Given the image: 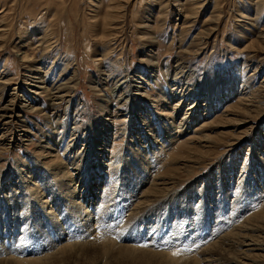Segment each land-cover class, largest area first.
<instances>
[{"label":"rangeland","instance_id":"obj_1","mask_svg":"<svg viewBox=\"0 0 264 264\" xmlns=\"http://www.w3.org/2000/svg\"><path fill=\"white\" fill-rule=\"evenodd\" d=\"M231 82L240 88L250 86L254 93L251 107L243 105L241 95H235L215 103L216 111L204 119H192L184 133L182 123L191 113L185 114L201 97L197 94L200 88L204 95L198 103L205 113L204 96ZM144 105H152L155 114L147 113L149 122L142 125L135 119ZM156 115L161 121H172L175 135L171 137L184 134L171 139L166 147L156 145V152L164 149L158 158L153 156L151 171L144 177V186L134 189L132 202H122L128 176L121 174L128 171L124 167L112 175L114 184L111 178L102 182V186L108 181L112 186L100 195L108 198V204L102 214L94 212L95 217L81 223L83 229L88 222L95 227L87 233L76 230L81 219L75 222L74 204L67 211L69 198L58 202V193L49 189L54 188L51 179L45 182V190L49 189V198L55 197L62 209L46 214L37 202L33 212L25 214L28 203L22 198L31 189L29 183H20L19 174L30 163H41L32 174L36 179L51 177L48 169L66 163L68 152L63 147L69 145L73 155L85 160L89 144L99 141L100 133L108 128L109 165L119 155L130 163V171L140 172L149 151L155 150L152 140L164 134ZM149 123L155 135L151 136ZM49 137L64 141L59 151L47 150ZM137 140L152 145L146 155L139 150V157L131 159L127 147ZM256 150L264 156V0H0V203L20 195V201L14 200L0 211V226L2 217L8 216L6 236L0 228V247L7 245L12 251L0 254V264L46 258L49 264H165L171 253L181 257L172 264H264V188L257 191L255 185L256 176L262 179L264 175L260 169H250L252 162L257 164ZM85 164L82 171L88 168ZM223 174L228 180L223 181ZM156 182L167 184L160 186L165 193L143 203ZM183 194L187 200L182 199ZM177 199L189 205L185 216L174 207ZM139 200L148 207L144 215L123 223L133 216ZM220 207L234 209V215L228 212L219 218ZM170 209L172 216L165 217L169 221L160 218L157 224L158 218L148 219L168 214ZM61 210L63 216L57 218ZM42 216L47 228L42 225L39 231L36 223ZM50 217L64 228V222L75 226L63 232L57 224L53 228ZM102 222L114 227L105 230L106 237L117 244L100 242L93 249L90 242ZM245 226H250L245 232L248 243L237 245L242 238L236 233ZM43 233L62 236L43 244ZM225 236L233 237L235 243H222ZM66 244L74 245L72 252L61 254ZM132 247L139 251L131 253Z\"/></svg>","mask_w":264,"mask_h":264},{"label":"bare ground","instance_id":"obj_2","mask_svg":"<svg viewBox=\"0 0 264 264\" xmlns=\"http://www.w3.org/2000/svg\"><path fill=\"white\" fill-rule=\"evenodd\" d=\"M115 1V0H114ZM117 1V0H116ZM108 17H111L110 15H108ZM229 81V80H228ZM236 84L235 83H233V82H231V83H226V86L223 88V90H218V91H216V92H214L215 94H207L206 96H204V98H206V100H207V107H205V110H204V112L205 113H203V111H202V105L200 104V103H198V99L199 98H202V95H204V90H203V88L201 87L200 88V90L197 92V94H199V95H201V97H199V98H197L196 100H194L192 103H191V108L189 109L190 110V112H189V110H188V112H186V114H185V116H188V114H190V116L188 117V118H184L186 121L184 122V123H182V126H184V128H183V131H184V133L189 129L187 126H189V125H187V124H189L190 123V121L192 120V119H196V120H200V119H204L203 117H206V116H208L209 115V112H212V111H216V108H218V104H221V103H223L226 99H230L231 97H234L235 95H241L240 97H243V98H241V102L243 103V105H246V106H248V108H250L251 107V103L250 102H252L253 101V99H254V93L250 90V86H248L247 84H245V85H243L241 88H240V86L239 87H236L235 86ZM42 88H44V87H42ZM216 89H218V88H216ZM215 96H217L216 97V100H214L213 98L215 97ZM166 98V97H165ZM182 101H183V99H182ZM181 101V102H182ZM202 102V101H201ZM198 103V104H197ZM215 103L217 104L216 106L217 107H215L214 105H215ZM201 106V107H200ZM132 112H133V110H131ZM214 111V112H215ZM250 110H248V112H249ZM213 112V113H214ZM247 112V113H248ZM147 113H149L150 115H154L155 113H154V110H153V108H152V105H144V106H142V107H139L138 108V110L136 111V114H139V116L137 117L138 119H135L136 121V123H141L142 125H143V123H145V122H149V121H147V116H146V114ZM212 114V113H211ZM160 116V115H159ZM156 117V120H159L161 123V127H159L160 129H162V133H163V131H164V134L163 135H160V136H157L156 138H154V140H152V141H154L155 143H154V148L156 147V145L158 144V148L160 147V145L161 146H164V147H166L168 144H169V142H170V140L172 139V141L173 140H175V138H177L178 136H181V135H183V134H178V135H176V137H171L172 135H170V134H172L173 132V130L171 129V127L172 126H174V125H172V121H170V119H168L167 117V119H165V121H161V119L156 115L155 116ZM163 117V116H162ZM161 117V118H162ZM173 117H171V119H172ZM200 118V119H199ZM155 119V118H154ZM174 119V118H173ZM172 119V120H173ZM241 123V122H240ZM149 125H150V127L148 126H146L148 129H149V132L151 133V136H152V134H154L155 135V128H153V126L151 125V123H149ZM172 125V126H171ZM187 125V126H186ZM241 125V124H240ZM181 126V127H182ZM132 127V126H131ZM139 127V126H138ZM180 127V128H181ZM178 127H176V129H177ZM127 129L128 128H125V129H123L124 130V132H126L127 131ZM139 129V128H138ZM157 129V128H156ZM175 130V129H174ZM178 130V129H177ZM147 131V130H146ZM159 131V130H158ZM106 132H108V128H106V130H105V132H103V133H100V136H99V141H92L90 144H89V152L88 153H86V155H85V160H83L82 158H81V160H80V158H78V157H76V155H73L74 153H71V151H69V145H67L66 147H63L62 148V151H64V152H68L67 154L68 155H66V163L63 165V166H60V167H52V169H48V174L50 173V175H51V177H49L48 175H45V176H39L38 177V179H36V177H34V176H32V174H33V171L35 170V169H37L38 167H39V165L41 164L39 161H37L36 163H33V164H29V167L28 168H26V170L25 171H22L19 175V180H20V183H23V184H25V183H29V188H28V190H30L31 192V194H27V195H25L24 196V198H22L23 200H26L25 202L26 203H28L27 205H25V206H27V212H25V214H27V213H29V214H31L32 212H33V210H32V208H35V207H33V205L34 204H36L37 202H39V203H42V208H43V210L46 212V214L47 213H52L51 211H55L54 213L56 214L57 212H58V210H60V209H62L61 208V206L59 207V204H57V202L55 201V197H51V199L49 198V195L47 194V192H49V189L51 190V191H53L54 192V194H55V191L58 193V195H59V198H58V202H59V200H63L64 198H69V203H68V205L66 206V209L67 208H69L70 207V204H74L73 205V208L76 210V211H74L75 213H73L71 210V213L75 216V218L74 219H76L75 220V222L77 221V220H79V219H81L80 220V224H78V228L76 229L79 233L81 232V233H87L88 231H91V229L92 228H95V227H93L91 224H89V222H88V224H86V226H87V229H83L82 228V224H84V223H87V221H89V220H91L92 219V217H95L96 215L94 214V212H99L100 214H102V212H103V210H104V206H106L107 204H108V198L106 199H101V197H100V195H102L103 194V191L105 192H108V191H111L112 190V186H108L107 184H108V182H106V183H104L103 184V186H102V182L104 181V180H107L108 178H111L112 177V175L113 174H115V172L118 170V169H122V168H126V170H128V171H125V173H123V171H121V174H122V176H124V175H128L127 176V180H125V182H124V186L123 187H126V190H127V193L129 194H127V193H125V198H123V200H122V202H123V204H127L129 201H131L132 202V199L134 198V197H132V196H134V189L135 188H138V187H140L141 188V186L143 185V183H144V177L148 174V173H150V171H151V169H150V167H151V165H153L154 163V161L152 162L151 160L153 159V156L155 157V158H158L159 157V155H160V153H162V151H163V149H164V147H161L160 149H158V151L156 152V148H155V150H150L149 152H150V154H147V158H148V160L147 161H145V163H140L141 164V171L140 172H136V173H134L135 171H130V169L128 168V167H130L129 165H130V163L128 162V161H124V160H122V156H117L118 158H116L117 159V161L115 162V163H113L112 165H109V164H111V163H108L107 162V160H108V158H107V156H108V145H109V139H108V136L106 135ZM148 132V133H149ZM160 132V131H159ZM126 134V133H125ZM177 134V133H176ZM145 135H149L150 136V134H147V133H145ZM144 135V136H145ZM175 134L173 133V136H174ZM143 136V135H142ZM141 137V136H140ZM139 137V138H140ZM138 138V139H139ZM145 138V137H144ZM151 138H153V137H151ZM134 139V138H133ZM135 139H136V137H135ZM134 139V140H135ZM141 139V138H140ZM48 140H49V143H48V148H47V150H53L54 151V148H55V151H59L60 149H59V147L64 143V141H62V139H61V141L63 142H59L58 140H54V138L53 137H49L48 138ZM73 141H74V139H73ZM133 141V140H132ZM144 141V140H143ZM143 141H139V140H137V141H135V142H133L132 144H130V147H127L128 148V150H127V154L129 155V157H131V159H134V158H138L139 157V150H142L143 151V153L146 155V152H145V150H147L152 144L150 143L148 146H146L145 145V142H143ZM95 143V144H94ZM147 143V142H146ZM162 143V144H161ZM168 143V144H167ZM73 145H74V143H73ZM76 145V144H75ZM257 145V144H256ZM72 146V145H71ZM101 148V149H98L97 150V148ZM138 148V149H137ZM257 148V147H256ZM59 149V150H58ZM71 149H72V147H71ZM151 149V148H150ZM73 150V149H72ZM73 152V151H72ZM148 152V153H149ZM141 154V153H140ZM144 155V156H145ZM254 160L257 162V164L255 165L253 162H252V164H251V166H250V169L252 168V169H254V168H257V169H260L261 171H262V173H263V175H264V156H262V154H258V150H256V151H254ZM81 157V156H80ZM113 158V157H112ZM146 158V157H145ZM143 159H144V157H143ZM110 160V159H109ZM112 160V159H111ZM86 162V164H87V166H88V168L90 169H88V168H86L85 170H83L82 171V167H83V165H84V163ZM86 164H85V166L84 167H87L86 166ZM115 164H116V166H115ZM131 164H132V162H131ZM233 164V163H232ZM33 166V169L32 170H30L29 168L30 167H32ZM132 166H135L134 164L132 165ZM38 169H40V168H38ZM69 169H71V171H73V173L72 172H70L69 171ZM84 169V168H83ZM140 169V168H139ZM136 170V169H135ZM42 173V172H41ZM74 173H76V174H74ZM132 173V174H131ZM260 173V172H259ZM106 174V175H105ZM111 175V176H110ZM223 176H224V174H223ZM222 176V177H223ZM261 177H262V175H261ZM114 178V177H113ZM113 178H111L112 179V184H114L116 181H115V179L116 178H114V180H113ZM207 179H209V178H211V176L210 177H208V175H207V177H206ZM229 178V177H228ZM228 178L226 179L225 178V176H224V178H223V181H225L224 179H226V180H228ZM35 179V180H34ZM49 179H51L52 181H55V183H53V187L54 188H49V189H47V191L45 190V188H46V185H48V184H46L45 185V182L47 181V180H49ZM64 179H67V181L66 180H64ZM31 180V181H30ZM232 180V179H231ZM115 181V182H114ZM206 181H208V180H206ZM114 182V183H113ZM229 182V181H228ZM16 184V183H15ZM170 184H173V183H171L170 182ZM169 184V185H170ZM164 186V185H167V184H163V183H158V182H156L155 184H153V186H151L150 188H149V190L147 191V195L145 196V197H143V199H142V202L143 203H145L146 204V202H151L152 200V198H154V196H156V194H163V192L164 191H161L162 189L160 188V186ZM225 185H227V183H225ZM255 185L257 186V188H256V190L258 191V189H260L262 186H263V188H264V178H258L257 176H256V183H255ZM30 186H33V187H30ZM144 186V185H143ZM11 187H12V184H11ZM74 187V188H73ZM77 188L79 189V190H77ZM103 188H104V190H103ZM80 189H81V191H83V195H82V193H81V191H80ZM109 189V190H108ZM255 190V191H256ZM34 191V192H33ZM44 191V192H43ZM75 191L76 192H78V194L79 195H75L76 193H75ZM98 191H100V192H98ZM221 191V190H220ZM43 192V193H42ZM14 193H16V190L14 191ZM56 193V194H57ZM165 193V192H164ZM55 194V195H56ZM114 194V193H113ZM127 194V195H126ZM41 195H43V198H42V196ZM256 196L255 197H257V194H255ZM10 196V195H9ZM18 196H20L18 193L17 194H13L12 195V198L10 199V200H7V201H4V200H2L3 202H1L0 203V206L2 205V204H4L3 206H1L0 207V211L1 210H3V209H5V210H7L8 209V204L10 203V202H13L14 200H16V201H20L19 200V198H18ZM50 196H51V194H50ZM76 196H78V197H76ZM183 196V200H187L186 198H187V196H185V194H183L182 195ZM223 196V195H222ZM221 196V197H222ZM11 197V196H10ZM121 197H124V194H122L121 195ZM127 197V198H126ZM156 197H158V196H156ZM162 197V196H161ZM220 197V196H219ZM40 198L42 199V200H40ZM63 198V199H62ZM149 198V199H148ZM151 198V199H150ZM4 199V198H3ZM100 199V200H99ZM210 199V198H209ZM221 199V198H220ZM53 200V201H52ZM77 201H78V203H77ZM80 201V202H79ZM134 201V200H133ZM172 201V200H171ZM175 201V200H174ZM177 202H174V207L175 208H177L178 210L179 209H181L180 211H182L181 212V216H182V213L184 214V212H188V211H190V209L188 208L189 207V205H187V204H183V202L182 203H180L179 202V199H177L176 200ZM221 201V200H220ZM5 202V203H4ZM23 202V201H22ZM34 202V203H33ZM61 202V201H60ZM142 202H140V200H139V203L137 204V206H136V208L134 209V211H133V216H131V217H128L129 219H124L125 221L123 222V223H125V224H127V222H128V220H130L131 222L133 221V222H135V220H138V219H135V218H137V217H135V216H137V215H140L142 212H144V211H146L147 210V208L148 207H146L144 204H142ZM205 202V201H204ZM224 202V201H223ZM183 204V205H182ZM7 205V206H6ZM164 205V204H163ZM177 205V206H176ZM217 205H219V204H217ZM221 205V204H220ZM219 205V206H220ZM72 206V205H71ZM157 206V205H156ZM167 206V205H166ZM173 206V205H172ZM213 206H215V203L213 202ZM154 207V206H153ZM252 207V206H251ZM134 208V207H133ZM203 208V207H202ZM216 208H218V206L216 207ZM74 209H72V210H74ZM215 209V208H214ZM210 210V209H209ZM217 210H219V208L217 209ZM220 210L221 211H219L220 212V215H219V218H222V217H224V216H226V215H224L225 213L227 214V215H229V216H233L234 215V213H233V210L234 209H230V211L228 210H226V208L225 207H220ZM67 211H68V209H67ZM175 212V211H174ZM207 212H208V210H207ZM206 212V213H207ZM218 212V211H217ZM228 212H229V214H228ZM35 213V212H34ZM166 212H162V213H160V216H159V214H156V217L155 216H151L150 218H148V219H151V220H153V218H154V220L156 221V218H158V222L156 221V223L158 224L159 223V220H160V218L162 219L163 218V220H167L168 219V221H169V218H170V216H172V214H173V210H171L170 209V211L168 212V214H165ZM179 213V212H178ZM209 213V212H208ZM207 213V214H208ZM68 214H70V213H68ZM143 214V213H142ZM141 214V215H142ZM58 215V214H57ZM60 215H62V210H61V212H59V216H57V218L58 217H61ZM65 215V214H64ZM144 215V214H143ZM164 215V216H163ZM206 215V214H205ZM213 214H211V216H212ZM63 216V215H62ZM184 216H185V214H184ZM262 218L264 219V214L262 213ZM5 217H6V219H8V216L7 215H5ZM5 217H2V220H4V223H2V225H3V227L2 226H0V228H1V230H3L2 231V234L4 233V235L6 234V230H7V224H6V220H5ZM36 217V216H35ZM56 217V216H55ZM55 217H53L54 219H52L51 217V219L49 218V220H50V223H51V225L53 226V225H55V227H57V226H59V229H61V230H63V232L64 231H71L72 230V228L75 226L74 224V226H72V225H69V226H67V223L66 222H64L65 224H66V227L64 228V227H62L61 226V222L60 223H58V221L55 219ZM165 217H169V218H167V219H165ZM207 217V216H206ZM205 216H204V218H206ZM42 218H43V216L42 217H40V219H38L37 218V220H39L38 222H39V224H38V222L36 223L37 224V227H38V230L39 231H42L41 230V228L40 227H42V225H44L43 223L45 222V220L43 221L42 220ZM121 218H123V217H121ZM173 218V217H172ZM208 218V217H207ZM229 218V217H228ZM43 219H45V218H43ZM256 219V218H255ZM254 219V220H255ZM162 220V221H163ZM183 220H187V218L186 217H183ZM229 220V219H228ZM253 220V221H254ZM141 221V220H140ZM171 221V220H170ZM49 222V221H48ZM106 222V221H105ZM145 222V221H144ZM165 222V221H164ZM261 222V221H260ZM82 223V224H81ZM103 223V222H102ZM166 223V222H165ZM56 224H57V226H56ZM130 224V223H129ZM161 224V223H160ZM164 224V223H163ZM48 225V224H47ZM166 225V224H165ZM168 225V224H167ZM45 226V225H44ZM83 226H85V225H83ZM46 227V226H45ZM54 226H53V228H55ZM117 227V226H116ZM116 227H115V229H116ZM126 227H128V226H126ZM157 227V226H156ZM159 227V226H158ZM160 227H161V225H160ZM261 227V226H260ZM3 228V229H2ZM47 228V227H46ZM48 228H51V226L50 227H48ZM107 228H110V229H114V227L113 226H107V225H105V223H103L102 225H101V223L100 224H98V227H97V229L96 230H98V233L96 232V238L94 239V240H92L91 242H90V247L91 248H93V247H96L98 244H101L102 245V243H100V242H104L103 244H106L107 242L109 243V241H110V243L111 244H117V242H115V241H112V238L110 237V239L109 238H107L106 237V235H107V232L105 231ZM151 228V227H150ZM155 228V227H154ZM43 229V228H42ZM153 229V228H152ZM157 229V228H156ZM164 229H165V227H164ZM21 230V229H20ZM44 230V229H43ZM54 230V229H53ZM60 230V231H61ZM80 230V231H79ZM96 230H94V231H96ZM107 230H109V229H107ZM154 230V229H153ZM163 230V229H162ZM239 230V229H238ZM252 230V229H251ZM259 230V229H258ZM59 230H57V232H58ZM110 231H112V230H110ZM123 231H124V229H123ZM150 231V230H149ZM148 231V232H149ZM158 231H159V229H158ZM247 231H250V226H245L244 228H241L240 229V232L241 233H243L244 235H242V234H240V232L239 233H236V235L238 236V239L239 238H242V242L241 243H237V245H241V244H244L245 243V238L249 235H245V234H247V233H245V232H247ZM48 232V231H47ZM114 232H115V230H114ZM10 233V231H7V235ZM108 233H109V231H108ZM119 233V232H118ZM257 233V232H256ZM259 233V232H258ZM117 234V233H116ZM169 234V233H168ZM238 234H240V235H238ZM251 234V233H250ZM43 235H44V239H43V241L41 242V243H46V242H53V241H56L55 240V238L57 239V237H61L62 236V234L60 233L59 235H57V234H54V237L53 236H51V235H49V234H44L43 233ZM42 235V236H43ZM45 235H47L46 237H45ZM91 235H93V234H91ZM138 235V234H137ZM180 235V234H179ZM261 235V234H260ZM1 236V235H0ZM6 236V235H5ZM4 236V238H6ZM11 236H13V235H11ZM109 236H111V235H109ZM145 236V235H144ZM165 236V235H164ZM252 236V235H251ZM52 237H53V239H52ZM117 237V236H116ZM130 237H134L132 234H130L129 235V237L128 238H130ZM137 237H139V235L137 236ZM254 237V236H253ZM94 238V237H93ZM233 237H229V236H225L224 237V242H222V243H227V242H229V241H232L233 242V244L235 243L234 242V239H232ZM51 239V240H50ZM60 239V238H59ZM101 239H102V241H101ZM109 239V240H108ZM131 239V238H130ZM134 239V238H133ZM136 239V238H135ZM249 239H250V237H249ZM12 240V239H11ZM10 239H9V241L10 242H12ZM237 239H235V241H236ZM253 240V239H252ZM132 241V240H131ZM144 241V240H143ZM223 241V240H222ZM5 242V241H4ZM7 242H8V240H7ZM81 242V241H80ZM140 243H141V240L139 241ZM147 242V241H146ZM232 242L230 243V244H232ZM238 242V241H237ZM247 242V241H246ZM255 242V241H254ZM2 243V242H1ZM9 243V242H8ZM20 243V242H19ZM143 243V242H142ZM248 243V242H247ZM256 243V242H255ZM6 244V243H5ZM18 244V243H17ZM52 244V243H51ZM75 244V243H74ZM12 245V244H11ZM10 244L8 245V246H11ZM14 245H15V243H14ZM107 245V244H106ZM119 245V244H118ZM143 245V244H142ZM186 245V244H185ZM184 245V246H185ZM221 245V244H220ZM236 245V246H237ZM255 245V244H254ZM257 245V244H256ZM72 246H74V245H68V244H66V246H65V248H64V250H62L61 249V254L63 253H68V252H72V249H73V247ZM75 246H77V245H75ZM104 246V245H103ZM108 246V245H107ZM107 246H106V249H107ZM111 246V245H110ZM120 246H122V245H120ZM137 246V245H136ZM187 246V245H186ZM228 246V245H227ZM229 246H231V245H229ZM64 247V246H63ZM80 248V250H83L84 249V246L83 245H81V246H79ZM99 247H100V245H99ZM98 247V248H99ZM114 247H115V245H114ZM255 247V246H254ZM9 248L10 247H7V245H5V246H1L0 247V254L1 253H3V254H5V252H7L8 250H9ZM104 248V247H103ZM109 248V247H108ZM184 248V247H183ZM226 248V247H225ZM94 249V248H93ZM100 249H102V248H100ZM110 249V248H109ZM111 249H112V247H111ZM238 249V248H237ZM132 250H134V251H139L138 249H136V247H132L131 248V250H130V252L132 253ZM213 250V249H212ZM257 250V249H256ZM64 251V252H63ZM93 251V250H92ZM99 251V250H98ZM98 251H96V252H98ZM105 251V250H104ZM107 251V250H106ZM181 251V250H180ZM240 251H242V250H240ZM254 251V250H253ZM9 252H10V250H9ZM12 252V251H11ZM10 252V253H11ZM90 252H91V250H90ZM95 252V251H94ZM100 252H102V250L100 251ZM100 252H98V254H100ZM109 251H107V252H105V253H108ZM111 252V251H110ZM130 252H129V254H130ZM175 252H177V251H175ZM92 253V252H91ZM134 253V252H133ZM206 252H204V254H205ZM212 253V252H211ZM241 253H243V252H241ZM96 254V253H95ZM97 254V255H98ZM123 254V253H122ZM125 254V256L128 254V252H127V254L126 253H124ZM128 254V255H129ZM139 254V253H138ZM142 255H143V253H141ZM173 254V255H172ZM203 254V255H204ZM210 254V253H209ZM246 254V253H245ZM244 254V255H245ZM54 255V254H53ZM58 255V254H57ZM87 255H88V253H87ZM94 255V254H93ZM96 255V256H97ZM108 255V254H107ZM140 255V254H139ZM177 256L175 253H171V254H167V256H168V259H169V261L167 262L166 261V263L165 264H172V262L174 261L175 263H176V261L178 260H181V257L179 258H177V257H175V256ZM217 255V254H216ZM56 256V255H55ZM91 256V255H90ZM99 256V255H98ZM102 256V255H101ZM122 256H124V255H122ZM129 256H131V255H129ZM138 256V255H137ZM205 256V255H204ZM215 256V255H214ZM246 256V255H245ZM0 257H1V255H0ZM54 256H52V259L54 260V258H53ZM57 257V256H56ZM165 257V256H164ZM163 257V258H164ZM184 257V256H183ZM213 258V257H212ZM211 258V259H212ZM221 258V257H220ZM219 258V259H220ZM3 259V258H2ZM6 259H8V258H6ZM6 259H4L3 260V262L6 260ZM13 259V258H12ZM41 259V258H40ZM57 259V258H56ZM217 260V258H214L213 260ZM237 259V258H236ZM10 260V259H9ZM9 260H7V262L9 261ZM36 260V259H35ZM208 260V259H207ZM213 260H208V261H213ZM221 260V259H220ZM2 261V260H1ZM37 262H33V261H30V262H23V261H20V260H18L17 261V263L16 264H49V259H44V260H36ZM52 261V260H51ZM51 261H50V263H51ZM226 261V260H225ZM171 262V263H170ZM217 262V261H216ZM216 262H214V264L216 263ZM2 263V262H1ZM4 263H6V261L4 262ZM10 263H11V261H10ZM150 263V262H149ZM212 263V262H211ZM52 264V263H51ZM146 264V263H145ZM218 264V263H217ZM227 264V263H226Z\"/></svg>","mask_w":264,"mask_h":264}]
</instances>
